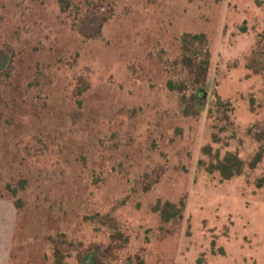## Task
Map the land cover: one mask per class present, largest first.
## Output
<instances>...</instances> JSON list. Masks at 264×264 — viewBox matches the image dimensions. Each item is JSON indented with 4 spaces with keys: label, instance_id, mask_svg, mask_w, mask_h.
Segmentation results:
<instances>
[{
    "label": "rangeland",
    "instance_id": "1",
    "mask_svg": "<svg viewBox=\"0 0 264 264\" xmlns=\"http://www.w3.org/2000/svg\"><path fill=\"white\" fill-rule=\"evenodd\" d=\"M184 34L208 42L201 107ZM207 146L263 157L220 182ZM263 175L264 0H0L6 264H264Z\"/></svg>",
    "mask_w": 264,
    "mask_h": 264
},
{
    "label": "trees",
    "instance_id": "2",
    "mask_svg": "<svg viewBox=\"0 0 264 264\" xmlns=\"http://www.w3.org/2000/svg\"><path fill=\"white\" fill-rule=\"evenodd\" d=\"M60 1L62 3V0ZM179 43L181 52L175 63L188 72V75H185V80L183 82H188L192 85L193 102L197 105V107H201L203 106L205 100V80L210 61L207 39L203 34H184L180 37ZM183 82H181V87L179 84L175 85L173 82H169L168 89L170 91H178V93H181L184 90V84H182ZM218 143L219 139L213 134L212 144ZM202 153L207 160H213L210 164L206 165L204 161H200L199 168H203V171L210 176L218 175L220 177V182H227L236 177H240L244 174L246 169H256L255 167L263 157L262 154L258 153L248 165V168H246V164L240 159L237 153L227 152L222 158H220L219 152L215 151V154H213L210 146L205 147ZM255 187L257 189L264 188V175L255 182ZM15 207L18 208L17 206ZM185 209L186 205L182 201L178 204L158 201L153 206L152 212L158 214L160 222L163 225L181 224ZM109 227H111V224ZM112 229L114 231L116 228L113 227ZM55 263L61 264L62 262L57 259Z\"/></svg>",
    "mask_w": 264,
    "mask_h": 264
},
{
    "label": "crops",
    "instance_id": "3",
    "mask_svg": "<svg viewBox=\"0 0 264 264\" xmlns=\"http://www.w3.org/2000/svg\"><path fill=\"white\" fill-rule=\"evenodd\" d=\"M5 238H6V232L4 230L3 239L5 240ZM3 244H4V242H3ZM6 254H7L6 253V247H4V245H0V264H6Z\"/></svg>",
    "mask_w": 264,
    "mask_h": 264
}]
</instances>
